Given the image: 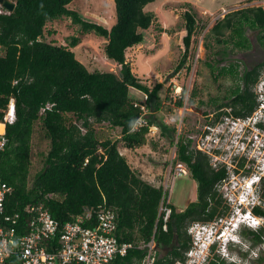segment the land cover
Masks as SVG:
<instances>
[{
    "label": "trees",
    "instance_id": "16d2710c",
    "mask_svg": "<svg viewBox=\"0 0 264 264\" xmlns=\"http://www.w3.org/2000/svg\"><path fill=\"white\" fill-rule=\"evenodd\" d=\"M12 1L13 9L0 13V120L10 96L14 99L15 115L14 120L5 125V144L0 151V179L11 187L3 200L2 213H18L15 231L22 234L31 215L25 212L27 206H41L57 222L58 229L80 214L83 207H89L91 214L81 225L91 227L95 224L96 207H110L115 213L113 234L117 239L146 242L153 233L156 242L167 245L175 234L182 250L160 255L153 264L183 261V251L190 243L188 225L197 220H210L221 213L216 184L227 172L223 166L212 167L205 153L194 149L184 134L177 133L174 158L186 165L196 184L195 200L177 211L165 201L167 191L161 185L142 180L118 151V141L130 149L143 145L149 126H156L169 143L174 139V125L150 113L161 106L158 96L161 83L148 87L132 73L125 59V50L143 40L142 31L153 21V13L144 10V6L154 0H112L114 22L108 27L88 21L68 8L71 0ZM59 17L69 18L77 25L79 34L92 32L104 38L103 53L117 64V69L89 71L71 50L79 42L77 35L68 36L64 45L46 40L45 36L53 33L45 29L46 22ZM183 19V52L174 72L185 62L196 26L192 13L184 11ZM244 27L256 30L255 39L264 49V7L260 5L228 11L215 19L207 31L222 47L216 63L205 64L214 80L227 77L231 84L222 95L199 101L210 105L211 109L200 110L193 106L201 115L224 106L230 109L213 113L215 118L220 114L244 117L257 104L251 82L259 75L264 58L250 69L243 66L239 70V61L219 65L227 55L228 44L230 50L250 47ZM239 80L244 81L241 89ZM130 87L144 94L142 102L128 94ZM183 92L181 88L175 101L177 106L182 104ZM189 104L192 106L191 101ZM140 106L148 111L145 124L131 131L134 119L142 112ZM103 123L118 130L117 139L103 136L95 129L94 125ZM258 125L264 129V124ZM35 126L41 130L47 148L42 154V166L29 183L31 137ZM239 159L236 164L240 167L243 157ZM259 192L264 198V179L259 183ZM160 202L170 209L165 230L161 229L162 214H157ZM250 211L264 217V208L258 204L252 205ZM263 226L244 227L240 233L251 236L253 245L260 244ZM143 255V248H132L116 256L113 262L140 264ZM223 262L215 256L209 264ZM1 264H19V260L16 255H9Z\"/></svg>",
    "mask_w": 264,
    "mask_h": 264
},
{
    "label": "rangeland",
    "instance_id": "374dc122",
    "mask_svg": "<svg viewBox=\"0 0 264 264\" xmlns=\"http://www.w3.org/2000/svg\"><path fill=\"white\" fill-rule=\"evenodd\" d=\"M146 5L144 6L145 10L151 11L154 15L153 21L146 30L142 31L143 40L125 50V59L129 63L132 73L148 87H152L155 83H161V88L158 91L161 106L159 110L150 111V113H153L156 118L174 125V139L179 132L184 135H193L205 119L200 116L199 111L194 110L193 106L199 107L200 110L211 109L210 105L199 103V101L205 102L210 97L222 95L231 84V80L227 77H219L214 80L205 64L207 62L216 63L215 61L221 56L217 54L218 50L222 47L215 42L213 35L207 34L208 29L214 20L220 17L218 15L220 8L228 12L246 6L260 5L264 7V0H154ZM67 7L78 12L82 18L99 23L104 27H108L114 22L112 0H71ZM184 11L193 14L196 26L190 39L185 62L180 69L174 72V67L183 52ZM45 29L53 31L52 34L45 36V39H51L56 44L64 45L68 36L77 35L79 42L71 47V50L75 58L89 71H114L117 69V64L103 53L104 38L92 32L79 34L77 25L72 24L69 18L59 17L46 22ZM244 34L250 47L246 50L236 48L230 50L231 46L228 44L227 55L219 65L240 59L250 64L264 58V49L255 39L256 30L244 27ZM241 69L242 64L239 63V70ZM263 73L264 66L261 67L258 79H261ZM181 88L184 89L181 95L182 104L177 106L175 104L177 98L174 93L177 90L181 91ZM254 90L256 89L251 86L252 93ZM128 94L139 102H142L145 97L142 92L131 87L128 89ZM190 101L192 106L189 104ZM256 112L253 115L258 120ZM147 113L148 111H146ZM221 117L223 118V116ZM94 127L103 136L116 139L118 137V130L109 128L104 123L94 125ZM260 132L262 131L260 130ZM173 142L169 143L159 134V129L156 126H151L143 145L130 149L123 147L122 142L118 141L117 147L128 165L139 174L142 180L151 185H161L162 188H165L164 190L167 191L165 201L178 211L195 200L196 184L189 173L172 178L170 159L173 154L172 149H174ZM250 147V150L244 151L242 155L234 156V161L231 163L228 158L230 151L216 155L220 161H225L228 165L225 171H228L229 175L232 174L228 181L232 180L237 183V185L232 183L230 189L225 186L226 183L221 184L218 191L220 193L218 210L221 213L216 215V218L219 219L218 224L225 225L226 231L231 229L232 222H234L233 230L228 234L235 236L242 244L240 249L233 245L226 250L228 257L234 260V264L240 259L242 264H264V226L260 244L249 245L251 236L240 233L244 227L254 229L259 225H264V217L256 216L251 212L249 216L254 217L255 223L250 221L246 223L243 220L242 222L246 225H242L237 221L236 216L245 210V203H243L244 208L240 207L242 210L232 211L237 192L240 193L242 190L241 187H238L239 184H243L245 179L252 174H256L258 168H264V142H254ZM46 148L47 142L43 140L41 130L35 126L31 137L29 183L32 175L42 166V154ZM229 149L232 151V148ZM255 150L257 152L251 160L249 157L255 153ZM241 157H243V164L239 167L236 163L240 161ZM238 173L240 176L246 175L245 178L241 179L235 175ZM253 195L248 192L245 197L251 199ZM248 199L245 202H248ZM263 202L264 198L259 196L254 203L264 208ZM161 254L162 252L159 251V255ZM257 257L261 259L258 260ZM220 259H226V256H222Z\"/></svg>",
    "mask_w": 264,
    "mask_h": 264
},
{
    "label": "built area",
    "instance_id": "2783aa9c",
    "mask_svg": "<svg viewBox=\"0 0 264 264\" xmlns=\"http://www.w3.org/2000/svg\"><path fill=\"white\" fill-rule=\"evenodd\" d=\"M6 12L0 6V13ZM226 12L227 10L220 8L218 15L221 17ZM174 96L179 97L180 91L177 90ZM140 108L142 112L134 119L131 131L145 124L147 110L144 106H140ZM259 108H264V97L250 115L244 117L225 115L215 123L207 122L201 125L193 135L186 134L185 137L190 140L194 149L209 157V163L212 167L223 166L226 169L228 168L227 163L220 161L216 156L217 154L221 155L223 152L230 151L228 158L231 163L234 161V155H242L245 151L248 139L258 143L264 142V129L254 123L253 117L254 112ZM14 117V99L10 96L2 109L0 151L5 144V125L11 123ZM210 117L209 115L207 118ZM247 123L250 124V131L248 136H245L244 127ZM239 137L245 138V141L240 140ZM175 142L176 136L170 159L172 178L188 174L186 165L174 158ZM229 148H232V151ZM223 182L224 179L216 184L218 191ZM10 191L11 187L0 179V264L9 255H16L19 264H114L113 261L116 256H122L132 248L144 249L140 264H153L154 260L160 256L153 233L146 242L120 241L117 239L113 234L115 213L110 207L100 205L93 211L95 214L93 226L81 225L83 220L90 219L91 214L89 207H83L80 214L64 222L59 229L57 222L41 206H27L25 212L31 215L25 226V231L22 234H17L15 227L18 213H2L3 200ZM160 213L162 214L161 229L165 230L170 209L166 205H162L161 202L157 211V214ZM174 264H178V262Z\"/></svg>",
    "mask_w": 264,
    "mask_h": 264
},
{
    "label": "clouds",
    "instance_id": "9594fccd",
    "mask_svg": "<svg viewBox=\"0 0 264 264\" xmlns=\"http://www.w3.org/2000/svg\"><path fill=\"white\" fill-rule=\"evenodd\" d=\"M261 76H262L261 79H258V81L254 86V88L256 89L254 90V92L257 102L254 110L257 108L258 104L261 103L262 97H264V73L261 74ZM256 115H258V120L255 119V116L253 115L254 123L257 126H259L258 125L259 123L264 124V108H259L256 112ZM249 127H250L249 123H247L244 127L245 136H248L249 134L250 131ZM239 139L245 141V138L239 137ZM253 143L254 142L251 139H248L246 141L245 151L250 150L251 148L250 146H252ZM256 152L257 151L255 150V153H252L250 155L249 158L251 160H253L252 157L255 156ZM229 174L230 173H226V177L224 178V182L226 183L225 186H227L228 189L231 188L230 185H232V183L233 185H237V183L233 182L232 180L228 181V178L232 176V174L231 175ZM235 175L236 176L238 175V177H240L241 179L245 178L244 176H246L244 174L240 176L239 173ZM262 179H264V168L263 169L258 168V172L256 174H252L251 176L247 177L245 179V182L243 184H239L238 186L241 187L242 190L240 191V193L236 191L237 196L235 198V204L232 206V211L234 212L237 211L238 209L242 210V208H244L243 203H245V208H244L245 210H243L245 212L244 215L240 213L239 215L236 216L237 221H239L242 225H246L244 222H242L243 220H245L246 223L247 222L249 223V221L250 222L255 221L253 217L249 216V213H251L250 207L252 205L257 204L254 202L256 198L258 199L260 196L258 194L259 193L258 184ZM248 192L254 194L251 199L245 197V194ZM256 195L258 196L256 197ZM253 198L255 199L252 201ZM247 199L248 202H245ZM241 206L242 208H240ZM218 222L219 219L215 218L212 221H195L193 223L191 222L188 225L187 234L189 235L190 241L192 242L193 246L189 247V249L185 252V262H184L185 264H209L210 261L212 260L211 253L213 249H214L213 250L214 253H212V255L219 258H222V256H226V259H223L224 264L234 263V260L229 258L226 252L227 248H229L230 246L236 245L240 249L241 248L240 246L242 245L235 236H231L228 234V232L233 230L232 225L234 224V222H232L231 229L227 231L224 229L225 225L218 226ZM236 264H242L241 259L240 261L238 260Z\"/></svg>",
    "mask_w": 264,
    "mask_h": 264
},
{
    "label": "flooded vegetation",
    "instance_id": "af4514ba",
    "mask_svg": "<svg viewBox=\"0 0 264 264\" xmlns=\"http://www.w3.org/2000/svg\"><path fill=\"white\" fill-rule=\"evenodd\" d=\"M262 59H263V58H262ZM262 59H260V60H258V61H254V62H252V63H250V64H247V63H246L245 61H243L242 59H240V60H238V61H239V63L242 64V67L245 66L247 69H250L254 64H256V62H259V61H261ZM263 66H264V65H263ZM259 75H260V73H259ZM259 75H258V76H259ZM258 76H257V78H256L255 80H253V81L251 82V86H252V87L255 86V84H256V82H257V80H258ZM243 87H244V81L239 80V88L241 89V88H243ZM253 94H254V98H255V100H256V96H255V92H254V91H253ZM229 109H230V107L220 106V107H218L217 109H214L211 113H207V114L200 115V116H202L203 118H205V119L203 120V122L201 123V125H204V124L207 123V122H213V123L217 122L221 116H225V115H224V114H220L217 118H215V117L213 116V113H215V112H219V111H223V110H229ZM252 112H253V110H252L248 115H250ZM207 115H210L211 117H210V118H207ZM215 218H216V217H214V218H212V219H210V220H204V221H211V220H213V219H215ZM197 221H203V220H197ZM218 225H219V224H218ZM250 244H253V241L251 240V238H250V240H249V245H250ZM191 246H193V244H192V242L190 241V243L188 244L187 249L184 250L183 252H186V251L189 249V247H191ZM156 248L159 249V251L162 252L161 255L167 254V253H169V252H177V251H181V250H182V248H181V246H180V243L178 242V238H177V236H176L175 234L173 235L171 241H170L169 244H167V245H163V244H160V243L156 242ZM213 250H214V249H213ZM213 250H212V253H214ZM212 253H211V258H212V260H213V259L215 258V256L212 255ZM175 262H178L179 264H184L185 259H184L183 261L175 260V261H174L173 263H171V264H174Z\"/></svg>",
    "mask_w": 264,
    "mask_h": 264
},
{
    "label": "water",
    "instance_id": "95a60500",
    "mask_svg": "<svg viewBox=\"0 0 264 264\" xmlns=\"http://www.w3.org/2000/svg\"><path fill=\"white\" fill-rule=\"evenodd\" d=\"M0 6L10 12L13 9L14 2L12 0H0Z\"/></svg>",
    "mask_w": 264,
    "mask_h": 264
},
{
    "label": "bare ground",
    "instance_id": "6f19581e",
    "mask_svg": "<svg viewBox=\"0 0 264 264\" xmlns=\"http://www.w3.org/2000/svg\"><path fill=\"white\" fill-rule=\"evenodd\" d=\"M2 126L0 125V130H1Z\"/></svg>",
    "mask_w": 264,
    "mask_h": 264
},
{
    "label": "crops",
    "instance_id": "0c3cea01",
    "mask_svg": "<svg viewBox=\"0 0 264 264\" xmlns=\"http://www.w3.org/2000/svg\"><path fill=\"white\" fill-rule=\"evenodd\" d=\"M147 6V5H146ZM144 10H145V7H144ZM132 47V46H131Z\"/></svg>",
    "mask_w": 264,
    "mask_h": 264
}]
</instances>
